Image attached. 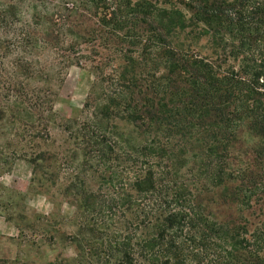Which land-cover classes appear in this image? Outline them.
Returning <instances> with one entry per match:
<instances>
[{
	"label": "trees",
	"instance_id": "trees-1",
	"mask_svg": "<svg viewBox=\"0 0 264 264\" xmlns=\"http://www.w3.org/2000/svg\"><path fill=\"white\" fill-rule=\"evenodd\" d=\"M83 61L97 80L61 126L74 163L111 181L129 166L116 200L134 230L103 237L98 195L73 185L81 226L66 262L264 264V0H0L7 135L49 128L55 80Z\"/></svg>",
	"mask_w": 264,
	"mask_h": 264
},
{
	"label": "rangeland",
	"instance_id": "rangeland-1",
	"mask_svg": "<svg viewBox=\"0 0 264 264\" xmlns=\"http://www.w3.org/2000/svg\"><path fill=\"white\" fill-rule=\"evenodd\" d=\"M85 49L91 56L90 44ZM90 67L87 61L80 67L68 64L55 80L56 118L46 130L23 124L20 135L12 137V131L9 140V123L0 122V264L15 260L18 264H76L66 262L77 257L74 238L81 226L74 199L67 192L73 185L98 195L91 219L103 237L134 230L133 212L116 200L129 188V166L117 163L118 178L111 181L90 163H74L73 140L68 142L69 135L61 126L82 114L97 80ZM44 153L59 154L60 163L39 161L37 168L33 163ZM191 165L182 168L181 177L194 175ZM39 216L48 218L39 221Z\"/></svg>",
	"mask_w": 264,
	"mask_h": 264
}]
</instances>
